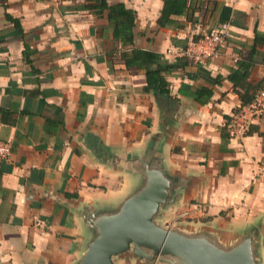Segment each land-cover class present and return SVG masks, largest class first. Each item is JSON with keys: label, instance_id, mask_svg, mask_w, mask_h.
Returning <instances> with one entry per match:
<instances>
[{"label": "crops", "instance_id": "1", "mask_svg": "<svg viewBox=\"0 0 264 264\" xmlns=\"http://www.w3.org/2000/svg\"><path fill=\"white\" fill-rule=\"evenodd\" d=\"M105 1L133 11L132 45L86 0H0V264H80L98 218L143 192L147 172L164 195L155 224L221 251L249 240L264 264V112L240 139L226 133L240 105L229 70L243 61L261 82L264 0H178L161 25L163 0ZM221 22L213 57L182 55ZM132 48L173 65L167 94L124 65ZM112 262L151 264L130 251Z\"/></svg>", "mask_w": 264, "mask_h": 264}, {"label": "water", "instance_id": "2", "mask_svg": "<svg viewBox=\"0 0 264 264\" xmlns=\"http://www.w3.org/2000/svg\"><path fill=\"white\" fill-rule=\"evenodd\" d=\"M144 191L125 200L117 214L98 218L97 234L88 244L80 264H113L112 256L130 251L151 264H254L249 240L221 251L197 239L166 229L152 220L164 200L156 173L147 172Z\"/></svg>", "mask_w": 264, "mask_h": 264}, {"label": "trees", "instance_id": "3", "mask_svg": "<svg viewBox=\"0 0 264 264\" xmlns=\"http://www.w3.org/2000/svg\"><path fill=\"white\" fill-rule=\"evenodd\" d=\"M181 4V1L178 0H163L162 10L157 19L158 24H164L168 19L169 13L178 12V7ZM84 7L95 14L105 12L106 19L112 25V37L123 46L132 45L134 14L131 9L126 8L121 2L107 3L105 0H86ZM120 57L125 66H135L143 70L145 77L144 89L151 91L154 97L167 94L166 81L163 74L173 67L172 64L158 66L156 65L158 55L155 52L136 48L122 51ZM247 74V63L240 61L236 67L229 70L226 76L232 84L233 91L238 96L239 107L250 102L253 93L260 86V83L259 85H253L251 82L245 81Z\"/></svg>", "mask_w": 264, "mask_h": 264}, {"label": "built area", "instance_id": "4", "mask_svg": "<svg viewBox=\"0 0 264 264\" xmlns=\"http://www.w3.org/2000/svg\"><path fill=\"white\" fill-rule=\"evenodd\" d=\"M229 36V26L226 22H221L215 27L208 28L199 38L188 40L182 50V55L195 62L213 57L220 45ZM264 112V71L262 73L260 86L253 93L250 102L240 106L232 112L226 125L227 135L230 138L240 139L246 132L250 120ZM10 147L5 141L0 140V159L9 156ZM201 208H203L201 206ZM187 211L180 215H186Z\"/></svg>", "mask_w": 264, "mask_h": 264}]
</instances>
